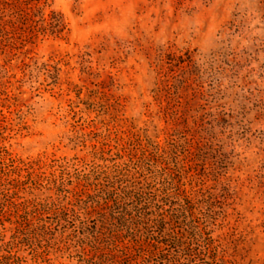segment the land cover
I'll return each mask as SVG.
<instances>
[{
  "label": "rangeland",
  "instance_id": "374dc122",
  "mask_svg": "<svg viewBox=\"0 0 264 264\" xmlns=\"http://www.w3.org/2000/svg\"><path fill=\"white\" fill-rule=\"evenodd\" d=\"M8 2L22 14L7 11L0 33V167L21 179L16 201L163 141L170 95L156 73L182 65L212 147L194 172L214 195V236L234 264H264V0ZM2 216L0 264H80L66 228L16 234V214Z\"/></svg>",
  "mask_w": 264,
  "mask_h": 264
},
{
  "label": "trees",
  "instance_id": "16d2710c",
  "mask_svg": "<svg viewBox=\"0 0 264 264\" xmlns=\"http://www.w3.org/2000/svg\"><path fill=\"white\" fill-rule=\"evenodd\" d=\"M7 11L22 14L0 0L2 34ZM156 74L161 91L170 95L171 128L163 141L138 140L123 161L76 171L67 182L60 174L50 180L58 194L44 200L17 202L21 179L0 167V220L7 207L22 227L16 234L34 233L35 223L40 230L66 228L80 264H234L222 238L214 236V195L195 181L202 150L212 147L199 132L193 97L183 93L190 73L177 65V71Z\"/></svg>",
  "mask_w": 264,
  "mask_h": 264
}]
</instances>
